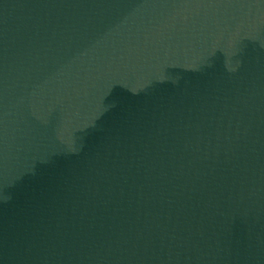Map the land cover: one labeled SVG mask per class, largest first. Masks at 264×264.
I'll list each match as a JSON object with an SVG mask.
<instances>
[{"label":"water","instance_id":"1","mask_svg":"<svg viewBox=\"0 0 264 264\" xmlns=\"http://www.w3.org/2000/svg\"><path fill=\"white\" fill-rule=\"evenodd\" d=\"M0 264H264V0H0Z\"/></svg>","mask_w":264,"mask_h":264}]
</instances>
